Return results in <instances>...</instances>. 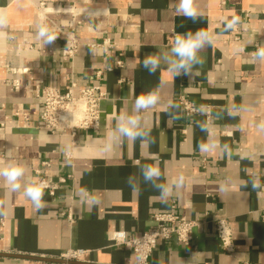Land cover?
I'll return each instance as SVG.
<instances>
[{"label":"crops","instance_id":"obj_1","mask_svg":"<svg viewBox=\"0 0 264 264\" xmlns=\"http://www.w3.org/2000/svg\"><path fill=\"white\" fill-rule=\"evenodd\" d=\"M174 3L0 0V15L8 21L0 32L12 37L0 39V166L22 165V185L39 177L65 180L55 196L44 191V207L37 210L23 187L10 193L0 179V264H136L114 235L136 238L155 229L154 214L171 211L204 224L195 229L190 247L177 238L159 242L150 264H264V61L253 60L264 46V0H195L202 13L197 23L178 15ZM233 16L248 33L225 31ZM40 23L55 31L53 44L35 38ZM72 23L80 44L74 63L63 59V33L72 31ZM200 28L212 41L198 53L203 65L191 81L173 78L163 56L171 58L177 34ZM104 41L112 45L108 52L90 48ZM149 54L161 55L154 75L142 67ZM73 81L78 88L99 85L107 94L100 128L52 134L42 128L37 89H66ZM153 90L158 105L133 112L126 97L134 101ZM182 96L203 111L187 118ZM125 115L139 120L153 143L119 137L106 150L109 137L119 136L118 117ZM205 142L217 146L201 153ZM145 164L159 166L156 183L172 192L167 201L143 181ZM129 176L138 193L128 186ZM253 179L260 188H252ZM93 198L99 203L89 207ZM217 219L230 222L233 254L221 250L211 223ZM74 251L83 255L62 259Z\"/></svg>","mask_w":264,"mask_h":264},{"label":"built area","instance_id":"obj_2","mask_svg":"<svg viewBox=\"0 0 264 264\" xmlns=\"http://www.w3.org/2000/svg\"><path fill=\"white\" fill-rule=\"evenodd\" d=\"M70 28L72 29L71 32L63 33L64 41L66 42L63 59L74 63L80 44L73 23ZM233 31L236 33H248L246 29L240 30L238 27ZM236 39H239V36ZM90 48H101L105 52H108L112 48V45L110 41H104L103 44H94ZM120 56L122 57L123 55L121 54ZM122 64L124 63L120 59L117 65L122 67ZM103 76V71L96 72L98 82L103 80ZM14 87L19 89L18 81L14 82ZM36 94L43 102L41 124L44 130L52 134L67 131L74 134L78 131H96L100 128L102 103L106 100L108 101V97L99 85L78 88L76 81H73L66 89L45 87L42 90L37 89ZM179 103H181L180 105L187 118L200 113V107L189 101L186 97H180ZM37 180L47 185L44 191L49 193L50 196H55L60 183H65L64 179L59 181V183H54L48 178L41 177ZM152 218L156 225L152 231H146L140 236L128 240L125 239L122 233L114 235L113 240L115 244L123 245L129 249L135 256L136 264H150L152 254L157 249L159 242H167L172 238H177L184 247H190L195 239V229L204 224L200 221L189 220L174 211L157 213ZM211 223L215 227L221 250L226 254L235 253V239L233 238V231L229 220L217 219L211 221ZM81 255H83L82 251H74L64 255L62 259L65 261H76Z\"/></svg>","mask_w":264,"mask_h":264},{"label":"clouds","instance_id":"obj_3","mask_svg":"<svg viewBox=\"0 0 264 264\" xmlns=\"http://www.w3.org/2000/svg\"><path fill=\"white\" fill-rule=\"evenodd\" d=\"M174 6L176 13L182 15L186 19H190L193 23H197L202 13H200L195 6V0H175V3L170 5ZM240 18L238 16H233L230 20L225 22V31L234 30ZM7 16L0 15V28L7 26ZM12 37L8 33L0 32V39H11ZM37 40H43L45 44H53L57 35L55 31L44 23H40L37 26L36 37ZM211 37L207 30L200 28L195 32L188 31L186 33L177 34L175 40L170 48L171 58L167 55L163 56V59L167 61L168 68L167 71L171 74L173 78L184 76L191 81L197 75L196 66L203 65L204 60L198 56L199 51L206 45L211 44ZM253 60L264 61V46L257 48L253 53ZM161 66V55L149 54L145 57L142 63L144 70L148 72L149 75H154ZM128 99L131 110L133 112H140L141 110H148L154 108L159 103V96L156 92L149 91L145 94L137 96L134 101L130 98ZM174 105H170L172 107ZM203 111V109H200ZM169 118L173 119L171 114ZM178 119V117H176ZM202 131H205L203 125H200ZM260 128L264 129V124L260 125ZM116 133L119 134L117 137L113 134L109 137V142L106 145V150H110L112 144L119 138L123 137L129 141L135 142L136 140L141 141V145L153 143L150 139V131H142L140 121L131 115L120 116L117 119ZM217 145L208 142L201 143L199 145L201 153H207L214 149ZM227 148V145H225ZM140 173L143 177V181L146 184H151V186L160 192L159 199L161 201H167V199L172 195V192L164 184L156 183V181L161 177L162 173L158 165L145 164L140 168ZM25 175V168L18 163H8L0 166V179L7 185L8 191L18 192L23 187V194L27 197L33 204V206L40 210L44 207L43 196L46 184L42 181L33 180L32 182L25 183L22 185L21 180ZM183 177L178 179L176 182V187L181 188L183 186ZM127 184L133 191V193H138L140 188L137 184L132 182V177L129 176L127 179ZM247 184H245V187ZM252 188L258 189L261 187L260 183L253 179L251 181ZM221 191H224L223 186H221ZM89 207L99 203L97 199H91L89 202Z\"/></svg>","mask_w":264,"mask_h":264}]
</instances>
